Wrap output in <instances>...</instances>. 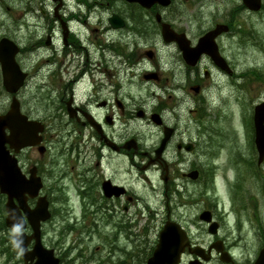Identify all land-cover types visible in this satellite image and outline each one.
Instances as JSON below:
<instances>
[{
    "label": "flooded vegetation",
    "instance_id": "1",
    "mask_svg": "<svg viewBox=\"0 0 264 264\" xmlns=\"http://www.w3.org/2000/svg\"><path fill=\"white\" fill-rule=\"evenodd\" d=\"M44 1L43 6L27 8L22 20L13 15V34L3 36L15 43L14 59L24 74L14 94L19 121L28 125L24 132L28 138H37L39 126L40 140L34 145L28 140L29 144L16 149L7 142L4 146L19 174L41 185L39 196L47 200L49 222L64 212L68 218L61 227L64 233L96 234L105 242L108 237V244L93 249L69 246L62 251L67 264H135L132 258L140 257L132 234L138 221L144 220V208L133 209L138 198L130 183L132 169L143 183L150 182L151 168L160 171V179L167 172V182L162 183L165 196L175 192L178 170H197L199 176L208 170L195 169L192 163L179 166L188 160L185 155L198 152L202 142L208 154L209 137H219L223 107L229 100L225 91L237 92L244 85L245 72L238 69L239 56L233 49L240 55L241 45L250 41L252 33L241 26L239 16H260L264 4L253 12L242 0L237 4L233 0ZM207 2L229 5L221 21L212 16L203 19ZM87 27L102 36L93 45L77 36L78 29L83 33ZM163 29L172 32L171 40H164ZM127 31L130 39L121 37ZM150 31L153 39L146 44ZM135 92L144 95L133 109ZM4 95L0 116L8 111L12 97L5 91ZM181 116L186 117L185 123ZM9 134L5 129L4 135ZM164 138L161 158L155 160V149ZM171 145L176 151L174 165L166 160ZM35 202L27 200L30 207ZM1 206L0 202V218ZM170 213L168 199L165 221L171 219ZM144 222L142 230L151 227ZM256 234L264 237V233ZM188 236L192 246L198 245ZM213 241L200 245L205 249L202 257L208 258L202 264L218 260L213 250L208 253ZM222 242L229 252L226 241ZM148 257L142 256L145 264ZM197 258L186 249L180 264ZM232 259L227 264H238L233 255Z\"/></svg>",
    "mask_w": 264,
    "mask_h": 264
},
{
    "label": "rangeland",
    "instance_id": "2",
    "mask_svg": "<svg viewBox=\"0 0 264 264\" xmlns=\"http://www.w3.org/2000/svg\"><path fill=\"white\" fill-rule=\"evenodd\" d=\"M4 2L5 4L0 3V38L13 34L14 25L10 19L13 15L16 17L20 15L22 20L27 8L43 6L42 2L45 1L4 0ZM239 2L240 0H233L234 4ZM223 3H225V0H223ZM223 3L211 4L207 2L202 10L201 16L203 19L205 18V21H208L212 16L213 20L218 17L215 21H221L222 19L220 20L219 18L226 15L223 11L229 8V5L224 6ZM197 18L200 19L199 14H197ZM197 18H193V20L197 21ZM239 19L241 26L245 30L251 31L252 36L250 41H246L244 46L240 44V55L237 53L236 47H234L233 53L237 59L239 56L240 65L238 69L240 71L248 72L249 70H254L252 71L254 76L251 75L254 80L250 82L245 90L242 89L237 92L225 91V95L228 96L229 100L225 102L226 104L223 107V112L225 113L223 115V129L221 126L218 127L219 147L216 148L215 146V149L213 148L216 144L214 140L217 139L214 138L211 141L212 148H208V154H205V148L202 149L204 142H202L199 148V150H202H198V152L191 155H185L188 160L179 166V169L186 168L192 163L195 169L203 166L204 170L208 169L209 172L203 171L196 180H190L182 177L181 173H188L192 169L190 171L178 170L179 175L175 181V192L165 196L159 170L151 168L149 173H147L150 182L143 183L138 178V171L132 169V180L130 183L133 193L138 198L137 203L133 204V209L135 210L137 205L143 207L142 218L149 220L151 226L149 227L148 225V229L139 231V235L146 240L145 245L138 244L135 246L132 243L135 248H139L137 251L140 258H132L135 264H145L142 256H147L149 249L151 247L154 248L157 242V234L165 220L166 202L168 199L171 219L186 230L192 239V244L201 245L202 243L207 244L211 240H225L229 252L238 264L245 263V260L252 261L258 254L259 247L264 245V237L259 239L256 234L258 232L264 233L263 227L260 230L254 228L257 217L263 220L261 223L264 222V161L260 166L257 165L255 148L253 149L250 144V131L248 132L249 128L246 126V119L250 116L253 104L264 99V11L260 16L242 13ZM3 21L4 23L2 24ZM81 30L80 28L76 31L77 36L80 39H87L88 41H84L86 45H93L95 39L100 40L99 38H102L100 32L90 31L92 28L87 27L83 33ZM135 32L133 31V34ZM151 33L150 31L146 36V39H148L146 44H150L153 39ZM124 35H127L126 37L130 39L128 31L123 33L121 37H124ZM229 41L233 42L235 39L230 38ZM142 93H134L135 103L133 104V109H135L136 105L142 103V96L144 95ZM145 94L148 96L149 92L145 91ZM5 100L4 92L0 88V104H3ZM151 104L152 101L146 103L147 107ZM146 111L150 110L146 108ZM181 118L185 123L184 118L186 117L181 116ZM147 132V135L151 134L149 131ZM151 138H153L152 135L147 139V145L151 144ZM155 142L153 141L152 145ZM208 142H206L207 146ZM175 155V148L171 145L170 155H167L166 160L168 162L172 160L174 165ZM238 155L239 161L244 160L239 162L236 159ZM248 161H252V166L247 165ZM255 168L258 170L256 171ZM237 185H239L240 190H237ZM205 209L212 212L214 220L219 224L218 235L215 237L209 236L205 225L198 223V215ZM55 215L56 217L51 222L42 225L41 239L45 247L53 248L56 255L62 258V264H67L65 261L66 257H63V252L71 245H86V248L93 249L98 245L108 244V237L107 242H105L96 234H92V236L84 235L79 234L76 230L72 234L65 236L61 232V227L65 225V218L68 220L67 215L64 212L56 213ZM144 220L138 221L136 228H134L135 232L146 227ZM69 221L73 224L74 219ZM108 231V227L104 228L106 234H108ZM5 236L7 237L8 235L0 232V264H23V262L18 260L20 259L19 255H14L10 252L2 253L1 240ZM134 240L137 241L133 237ZM120 245L123 246L124 244L120 243ZM104 255L101 254L100 257ZM211 264L221 263L217 260Z\"/></svg>",
    "mask_w": 264,
    "mask_h": 264
},
{
    "label": "water",
    "instance_id": "3",
    "mask_svg": "<svg viewBox=\"0 0 264 264\" xmlns=\"http://www.w3.org/2000/svg\"><path fill=\"white\" fill-rule=\"evenodd\" d=\"M243 3L251 10H258L260 7V0H243ZM222 29L226 30V27L222 26ZM170 33L172 32L169 30H162L165 41L171 40L169 37ZM16 51L17 47L12 41L6 38L0 40V69L3 85L8 92H15L18 87L17 84L22 81L24 76L14 60ZM13 108L15 109L14 102L11 104L9 113L5 117L0 118V130L4 127L9 128L11 136L15 137L17 133L12 121L14 118ZM19 125L23 127L24 124L21 123ZM253 125L254 145L258 153V163H260L264 159V102L254 107ZM164 142L165 139L162 140L156 151L157 156L162 151ZM1 150L2 144H0V152ZM1 158H3L2 154H0ZM17 173V169L14 168V161L5 157L4 165L0 166V192L7 196L5 224L13 230H22L28 223L32 233L30 235H26L23 232L14 233L11 238L16 248L20 250L24 264H58L59 259L53 256V251L45 249L41 244L40 224L49 218L47 202L44 198H39L35 208L32 210L28 209L25 204V194L34 198L40 185L33 186L30 182L23 181L19 176L16 178ZM188 176L194 179L196 172H192ZM14 199L18 203V207L14 204ZM19 208L24 212L27 222H25ZM200 218L208 222L210 220L209 213H203ZM209 231L215 233L216 224H211ZM32 240L33 246L29 250L27 246ZM185 247H188V240L184 231L178 224L168 220L159 232L156 247L151 257L148 258L147 264H179L180 256L184 252ZM216 250L220 252L218 247H216ZM201 251L198 248L193 250L198 255H201ZM221 260L229 261L228 255L223 253ZM254 264H264V249L260 252Z\"/></svg>",
    "mask_w": 264,
    "mask_h": 264
},
{
    "label": "trees",
    "instance_id": "4",
    "mask_svg": "<svg viewBox=\"0 0 264 264\" xmlns=\"http://www.w3.org/2000/svg\"><path fill=\"white\" fill-rule=\"evenodd\" d=\"M262 80V79H261ZM251 146H252V144H251ZM253 148V147H252ZM1 226H3L2 225V222H1V224H0ZM4 228V227H3ZM5 230V232H6V234H4V235H7V231H6V229H4ZM138 240H139V243L138 244H143V245H145L146 244V240H144L143 239V237H141L140 235H138ZM142 241H144L143 243H142ZM1 243H2V253H4L5 254V252H10V253H13V254H15V248H14V246L12 245V243L10 242V239L8 238V237H3V239L1 240ZM8 245V246H7ZM14 250V251H13Z\"/></svg>",
    "mask_w": 264,
    "mask_h": 264
}]
</instances>
